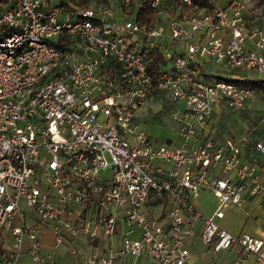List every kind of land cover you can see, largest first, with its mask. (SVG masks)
Listing matches in <instances>:
<instances>
[{
    "label": "built area",
    "instance_id": "1",
    "mask_svg": "<svg viewBox=\"0 0 264 264\" xmlns=\"http://www.w3.org/2000/svg\"><path fill=\"white\" fill-rule=\"evenodd\" d=\"M140 1H0V264L24 251L60 264L66 244L82 264L141 254L193 264L195 235L214 251L238 245L232 264H264V234L218 222L226 203L264 195V176L212 121L219 102L237 111L256 90L201 69L208 60L223 77L264 73V22L248 0H149L154 18L143 25ZM155 96L175 103L177 142L153 140L137 120ZM254 147L264 152L263 141ZM202 192L217 199L210 214L196 206Z\"/></svg>",
    "mask_w": 264,
    "mask_h": 264
},
{
    "label": "rangeland",
    "instance_id": "2",
    "mask_svg": "<svg viewBox=\"0 0 264 264\" xmlns=\"http://www.w3.org/2000/svg\"><path fill=\"white\" fill-rule=\"evenodd\" d=\"M214 1L220 4L227 2V0ZM248 1L251 14L253 15L251 18L255 19V23H263L264 0ZM164 30L167 31L166 24L164 25ZM212 70L216 72V68L213 67ZM247 76L264 79V73H259L258 71H249ZM173 108H175L174 102L155 96L146 103V110L138 112L137 120L153 140L170 143V140L177 136L178 130L177 122L171 114ZM212 121L218 131L217 137L220 139L236 138L241 146L244 159L257 163L264 176V152L254 147V141L261 140L264 142V96L256 90L254 95L246 100L244 107L237 111H232L224 103L219 102L212 115ZM213 197V195L209 196L207 201L209 203H217V199ZM229 207L226 206L224 210L227 208L228 211ZM222 223L232 229L239 227L238 220L230 212L222 219ZM17 264H37V262L33 261L28 252L24 251L20 254Z\"/></svg>",
    "mask_w": 264,
    "mask_h": 264
},
{
    "label": "crops",
    "instance_id": "3",
    "mask_svg": "<svg viewBox=\"0 0 264 264\" xmlns=\"http://www.w3.org/2000/svg\"><path fill=\"white\" fill-rule=\"evenodd\" d=\"M253 20L255 21V19ZM201 69H203V72H205L207 75L214 73L212 70L213 66L208 62V60H203ZM145 107L146 105L142 107L144 109L141 108L139 111L146 110ZM170 141L177 142L178 134L175 138H173ZM258 167L260 168L259 165ZM211 195L210 193L202 192L196 199V206L203 213L210 214L214 211V209L217 206L216 202L209 203L207 201L208 197ZM151 204L153 208H155L158 214H161V216L165 215L167 208L166 200L163 199L162 201L160 199H156L155 201H152ZM226 206H230L228 211L227 208L224 210ZM223 210H224V215L222 218L218 219V222L222 227H224L231 233L238 235L242 232H247L254 236H261L264 234V195L263 194L254 197H248L243 207H238L233 204L226 203L225 205H223ZM245 211H248V214ZM226 212L227 213L230 212L233 214V216H235V218L238 220L239 227H237L236 229H232L230 226L224 225V223H222V219L227 214ZM124 227H125L124 225H120L118 229V236L121 235L122 230H124ZM132 236L136 237L138 236V233H134ZM8 240L9 237L7 236V241ZM51 240H52L51 234L48 232L43 238L44 250H46L50 246ZM103 243L104 240L100 239L99 245ZM7 245L8 243H6V246ZM78 245L80 247H83L84 241L81 239ZM187 245L190 251V260L193 264H232L240 253V247L238 245H233L228 249L214 251L210 246L204 244L200 240L198 235H195L191 239H189ZM56 259L59 261L60 264H82V261L77 256L71 255L69 253V246L67 244L62 245L57 250ZM254 262H255L254 256L249 255L246 258L244 264H254ZM118 264H157V263L153 258L141 254L137 256L124 255L119 259Z\"/></svg>",
    "mask_w": 264,
    "mask_h": 264
},
{
    "label": "trees",
    "instance_id": "4",
    "mask_svg": "<svg viewBox=\"0 0 264 264\" xmlns=\"http://www.w3.org/2000/svg\"><path fill=\"white\" fill-rule=\"evenodd\" d=\"M1 2H3L4 0H0ZM259 1H263V0H259ZM180 3L179 1H177L174 4V7ZM131 5H133V2H131ZM192 7L194 6H204L207 8H211L212 7V3L211 0H193L192 1ZM154 9L150 7L149 4V0H141L140 3L137 6V9L135 11L136 17L137 19L143 24H147V22L149 20H152L154 18ZM162 61V56L158 55L155 57V60L152 62V66L148 67L149 70L152 69L153 67H155L158 63H160ZM247 73L245 70H238V71H234L233 75L234 76H230V77H223L221 75H216V77L218 78H222L228 81H232L238 85L241 86H249L255 90L258 91V93L260 92V94H262L264 96V79H256V78H250L249 76H247Z\"/></svg>",
    "mask_w": 264,
    "mask_h": 264
}]
</instances>
